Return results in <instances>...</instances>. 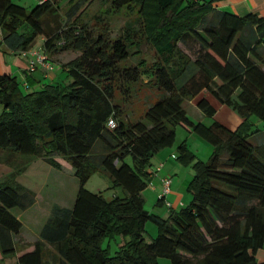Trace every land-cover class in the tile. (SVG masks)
Wrapping results in <instances>:
<instances>
[{"label": "trees", "instance_id": "trees-1", "mask_svg": "<svg viewBox=\"0 0 264 264\" xmlns=\"http://www.w3.org/2000/svg\"><path fill=\"white\" fill-rule=\"evenodd\" d=\"M93 1L48 0L26 9L0 0V49L22 54L40 38L47 59L79 54L62 68L59 83L42 79L35 88L38 67L27 70L21 81L27 92L16 77L0 74V150L39 158L58 171L72 168L79 182L73 206L53 205L39 240L18 245L13 236L22 224L12 210L28 209L35 194L13 187L14 173L7 178L12 182H0V264L12 256L16 264H264L255 258L264 248V145L248 140L255 133L251 116L264 128V61L258 54L264 17L219 11V0H101L107 6L90 23L84 16ZM134 8L138 17L111 37L112 17ZM137 34L155 51L149 64L127 63L140 54ZM191 66L194 72L178 86ZM144 77L161 98L125 123L115 91ZM204 91L239 116L236 128L216 120L206 126L187 115L183 102ZM196 106L215 115L205 98ZM176 127L213 152L202 162L184 143L177 147V159L193 164L191 200L162 219L144 211L142 192L153 173L150 159L174 145ZM96 144L101 158L91 155ZM94 168L106 171L123 196L107 201L85 190ZM149 220L157 234L147 240ZM112 240L119 246L113 254Z\"/></svg>", "mask_w": 264, "mask_h": 264}, {"label": "rangeland", "instance_id": "rangeland-1", "mask_svg": "<svg viewBox=\"0 0 264 264\" xmlns=\"http://www.w3.org/2000/svg\"><path fill=\"white\" fill-rule=\"evenodd\" d=\"M12 1L18 5H22L27 9L36 4L35 0ZM106 6V3L102 4L101 0H94L92 4L89 5L86 9L84 16L85 20L93 23L96 14L104 11ZM137 12L138 11L136 10V8H134L133 10H122L120 13H118V15L112 17V29L110 36H117L121 32L125 22L132 21L134 18L138 17ZM238 14L241 15L243 13ZM136 37L140 39V54L138 56L134 54L136 55V57L130 59L127 62L128 65H136L138 61H140V59L146 61L148 64L151 63L155 59V51L153 47L150 43L146 42L145 37L139 34H137ZM38 43H40V38L36 40V47ZM182 50L186 52L191 59H194L193 53L185 50V48H182ZM1 52L2 50L0 49V53ZM78 55V53L68 51L49 57L48 62L51 65V70H49V72L53 71V69L57 67L56 72L58 73L59 68H63L69 61L73 60ZM3 59H5L6 62L9 61L6 53H3ZM194 70L195 69L193 66L189 67L188 70L183 74V76L178 79L177 85L181 86L185 82V80H187L191 76ZM16 79L20 83L21 90L27 92V89L21 83V78L19 77V75H17ZM148 81V78L144 77L135 84H130L127 91H115V103L121 108L122 113L124 114L123 120L125 123L137 121L150 105L161 98V92L151 84H148ZM206 95L208 98L217 101L211 92H207ZM1 110L2 107L0 106V112ZM232 113L239 117L235 112L232 111ZM188 116L192 118L191 115ZM192 120L196 121V119L193 118ZM215 120L223 121L221 123H225L231 128H235L238 124L237 120L229 117L227 115V112L224 111H218L214 119L207 117L204 118L203 124L208 126ZM250 120L254 124L253 130L255 133L249 137V143L254 147L264 145V128L261 122L255 116H251ZM181 143H184L188 149L190 147L192 151H194L193 153L190 150L195 155L196 160L202 162H207L213 152V148L205 141H203L200 137L187 132L181 127H176L175 143L171 148H166L173 152L174 155H171L170 157L174 159L173 163L178 165V170L170 168L171 173L169 175L172 176V184L167 195V198L170 195L168 199L170 203V199H172L173 197L176 199L174 206V208L176 207V210L189 204L191 200V193L188 191V185L194 175L193 164L186 165L184 162H182V160L177 159V147ZM99 147V144H96L94 146V149L91 153L93 158H101V156L103 155V153L99 150ZM158 159L159 157H157V154L150 159V168L152 167L154 171H156L155 169L159 165H161V163H158ZM127 162L132 165L130 157L127 158ZM166 172L167 171L164 170V173ZM13 173L14 175L16 174V176L12 186L17 188L18 190H20L21 187L37 190L41 189L44 185L47 187L44 192L45 196L50 194L52 196L57 195L56 198H58L56 199V202H59L58 199H60L63 203L68 204V206H72L73 201H71V197L72 199L75 197L79 183L78 179L74 175V170L72 168H64L61 172H58L57 170L51 168L45 161L39 158L13 153L11 151L0 150V182H12V177L8 180L7 178L10 175L13 176ZM162 174L163 173H161V175ZM161 186L162 184H159L158 179L154 177V173H152L148 180L147 187L142 192V197L144 199L143 209L150 215H154L162 219H167L169 210L164 203L159 202V198L161 197ZM84 188L91 193L100 192L103 198L107 201L112 200L114 196L122 197L124 194L122 188L115 185L110 175L100 168H94L92 170L84 185ZM22 222L23 224L20 230L21 237L19 236L20 238H14L13 240L16 245L20 243L27 244V240L23 237L29 239L35 236V227L33 225H28L24 220H22ZM145 230V237L147 240H150V238L155 237L157 234V227L150 220L145 223ZM108 242L109 241L106 240L103 246L105 247L107 244H109ZM118 247L119 246L116 240L110 241L109 250L112 254L115 250L118 249ZM255 258L258 261L264 262V248L258 250ZM159 262L161 264H169V261L166 259H160ZM3 264H16L15 256L5 258Z\"/></svg>", "mask_w": 264, "mask_h": 264}, {"label": "crops", "instance_id": "crops-1", "mask_svg": "<svg viewBox=\"0 0 264 264\" xmlns=\"http://www.w3.org/2000/svg\"><path fill=\"white\" fill-rule=\"evenodd\" d=\"M65 3L66 2H64L62 6H64ZM19 6H22V5H19ZM33 6H35V5H33ZM33 6H31L29 9H31ZM215 8L219 11H227V12H232V13H236V14L243 13L241 15H244L247 13H254V14H257L261 17H264V0H219ZM238 15H240V14H238ZM41 45H42V39H40V43L37 44V47L35 45V46H33V48L30 51L24 52L22 54L12 53L9 50L2 49V48H4L2 46L1 47L2 52L0 53V74L11 75L14 77H17V75H19V77L21 78V81H23L25 79V74H26L25 72H27V64L32 59L31 54L39 51V49H41ZM3 53H6V55L8 56V60H9L8 62H6L5 59H3ZM258 54L260 55V57L264 61V48L263 47H261L259 49ZM263 69H264V66H263ZM56 70H57V67H55L53 69V71L48 72V71H44L42 68L38 67L36 72L33 74V76L38 81V83L35 85V88L40 87L41 83H43V82H40L42 79H44L46 82H51V83H59L60 81L64 80L65 75L62 72L63 69L59 68L58 73L56 72ZM206 93H207L206 91L201 92L194 99L185 100L183 102V108H184L185 112L187 113V115H191L193 119H196V121L194 120L195 122L204 123V118H206L207 116H205L203 114V112L196 106V101L200 98H205L215 108V110H216L215 115L218 111L227 112V115L229 117L238 121L237 126L240 124L241 119L239 117L234 115L229 108L221 105L218 101H215L214 99L212 100V99L208 98ZM215 115L212 117L213 119H214ZM207 118H209V117H207ZM218 121L223 122L220 120H218ZM223 124L225 126H227L225 123H223ZM227 127H229V126H227ZM229 128L234 129L231 127H229ZM189 150L192 151V149L190 147H189ZM192 152L194 153V151H192ZM171 155H174V154L169 149L161 150L157 154V157H159L158 163H161V169L158 172H155L152 167L149 169L150 172L154 173V177H156L158 179V182L160 185L162 184L161 180L163 178H166V177H169L171 179V184H172V176L169 175L171 173L170 168H174V169L178 170V165L173 163L174 159H172L170 157ZM164 170L167 172L164 173ZM58 172H61V171H58ZM161 173H163V174L161 175ZM43 187L41 189H37V190L32 189V188H27V189L31 190L32 192H34V194H35V198H34L35 200H34L33 205L30 206L26 210H20L18 208L12 210L13 214L21 222V224H23L22 220H24L25 223H27L28 225H31V226L33 225L35 227V232H34L35 236L33 238L28 239V238H25L22 236L24 239L27 240V243H33V242H36L39 240L40 231H41L44 223L46 222L53 205H59L61 207H65V208H71L73 206V203L75 200V197L73 199L71 197V201H73L72 206H68V204L63 203L62 200H60V199H58V201L60 203L56 202V199L58 198V197L56 198L57 195L52 196L50 194V195L45 196L44 192H45L47 187L44 185H43ZM160 189H161V194H162V186ZM161 194H160V196H161ZM167 195L164 197V199H163L164 201H161V203H164V204H165V202L170 203L168 201L170 195L168 196V198H167ZM50 199H52V200H50ZM174 199H175L174 197L172 199H170V201H171L170 207H168L165 204L167 206L168 210H170V209L176 210V207L174 208L176 199L175 200ZM19 236H20V232L18 235L13 236V240H14V238L18 239L21 237V236L20 237Z\"/></svg>", "mask_w": 264, "mask_h": 264}, {"label": "built area", "instance_id": "built-area-1", "mask_svg": "<svg viewBox=\"0 0 264 264\" xmlns=\"http://www.w3.org/2000/svg\"><path fill=\"white\" fill-rule=\"evenodd\" d=\"M38 3H42L48 0H35ZM194 1H201V0H194ZM32 59L29 61V63L27 64V70L28 72H33L37 67H42L45 70L49 71L51 70V65L48 62L47 57L42 54L41 51H37L31 54ZM107 127L112 129L115 126V120L114 118L110 117L107 120ZM161 169V165L158 166L155 170V172H158ZM162 183V194H161V198L164 199V197L169 193L170 191V185H171V179L169 177L163 178L161 180ZM165 204L170 207V203L165 202Z\"/></svg>", "mask_w": 264, "mask_h": 264}]
</instances>
